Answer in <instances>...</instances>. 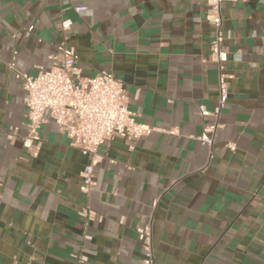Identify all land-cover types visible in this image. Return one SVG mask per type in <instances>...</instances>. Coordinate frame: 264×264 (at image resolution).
Here are the masks:
<instances>
[{"label": "crops", "instance_id": "crops-1", "mask_svg": "<svg viewBox=\"0 0 264 264\" xmlns=\"http://www.w3.org/2000/svg\"><path fill=\"white\" fill-rule=\"evenodd\" d=\"M206 10L205 0H0V264H141L147 221L153 264H264V0L222 5L228 98L217 118L198 112L218 101ZM62 43L78 76L120 79L135 120L153 128L132 149L121 136L101 145L88 193L90 156L51 119L22 143L14 70L50 68ZM215 121L211 145L197 139Z\"/></svg>", "mask_w": 264, "mask_h": 264}, {"label": "built area", "instance_id": "built-area-1", "mask_svg": "<svg viewBox=\"0 0 264 264\" xmlns=\"http://www.w3.org/2000/svg\"><path fill=\"white\" fill-rule=\"evenodd\" d=\"M205 1V17L214 28L209 48L210 58L217 68L218 101L213 111H208L200 105L198 112L201 115L210 113L217 118L228 98V82L223 72L228 55L223 41L230 35L222 29V5L226 0ZM75 10L85 11L86 7L78 6ZM61 26L67 29L70 20H62ZM32 28L31 25L28 26L24 34L28 35ZM49 57L52 66L48 69L39 67L35 75L14 70L15 77L20 80L25 91L23 102L26 106V121L23 126L26 133L22 143L29 146L39 141L41 125L51 119L59 132L67 134L71 146L90 156V162L80 173L82 182L79 186L81 192L88 193L94 184L93 167L100 158L99 147L111 137L121 136L128 141V146L132 149L134 142L150 133L153 128L135 120L134 113L127 106L128 98L123 82L109 71L100 70L91 77L78 76L74 66L76 54L71 47L63 43L58 45ZM10 68H13L12 63ZM217 126L218 122L215 121L205 127L197 139L211 145ZM18 128L19 126H15L14 131ZM226 146L230 150L235 149L233 142H227ZM81 215L89 220L96 217V213L89 208H83ZM137 233L145 254L141 264H153L150 221L137 228ZM82 260L80 258L76 264Z\"/></svg>", "mask_w": 264, "mask_h": 264}]
</instances>
